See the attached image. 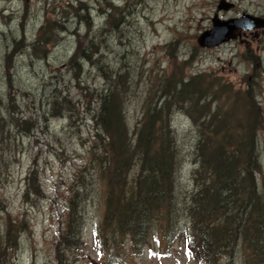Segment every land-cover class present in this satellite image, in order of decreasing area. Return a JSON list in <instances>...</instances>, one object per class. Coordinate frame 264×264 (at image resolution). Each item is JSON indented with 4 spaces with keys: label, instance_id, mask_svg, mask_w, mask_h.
<instances>
[{
    "label": "rangeland",
    "instance_id": "rangeland-1",
    "mask_svg": "<svg viewBox=\"0 0 264 264\" xmlns=\"http://www.w3.org/2000/svg\"><path fill=\"white\" fill-rule=\"evenodd\" d=\"M227 1L233 3L229 10H217L219 0H0V110L19 124L4 122L0 136V198L5 204L0 228L8 217L27 225L18 234V249L9 252L4 264H59L67 256V264H206L185 247V231L190 225L184 201L194 186L192 171L197 167L196 126L185 109L175 106L172 99L169 123L179 153L174 172L177 221H173L170 236L156 234L154 224L137 253L131 251L128 241L122 244L118 257L100 252L95 244L103 185L89 146L96 140V90L107 85L102 75L119 69L130 72L124 116L126 130L131 133L144 112V100L152 96L158 79L171 71L172 57L177 55L178 60H188L186 76L209 72L207 79L216 77L235 91L251 92L250 102L262 120L256 128L261 159L256 179L264 189V31L248 37L251 47H246L242 36L215 47H201L196 42L197 36L212 26L215 13L221 19L243 12L264 17V0ZM108 3L119 8L121 22L109 39V48L103 47L97 67L81 54L70 61L77 44L90 51L99 41L94 34ZM76 14H80L78 18ZM45 17L54 20L57 35L52 44L42 45L47 49L43 55L33 50L30 42ZM88 54L96 59V54ZM226 102L223 93L211 104L220 105L224 115L231 107ZM236 107V113L250 110L243 101ZM53 109L68 111L67 117L53 114ZM137 168L132 166L133 173ZM83 184L91 189V199L85 206L82 248L59 253L55 244L65 218V201L72 189ZM236 250L216 263L243 264V250Z\"/></svg>",
    "mask_w": 264,
    "mask_h": 264
},
{
    "label": "trees",
    "instance_id": "trees-1",
    "mask_svg": "<svg viewBox=\"0 0 264 264\" xmlns=\"http://www.w3.org/2000/svg\"><path fill=\"white\" fill-rule=\"evenodd\" d=\"M107 6L102 12L104 20L94 34L99 41L90 50L96 59L77 44L70 61L81 54L97 67L103 47L109 48V39L121 22L119 8L109 3ZM84 17L88 22L86 13ZM54 24L49 17L43 19L30 42L33 50L45 54L47 49L42 45L52 44L57 35ZM172 61L171 71L158 79L150 93L152 96L144 100V112L131 133L129 128L126 130L124 116V97L132 80L130 72L119 69L114 74L102 75L107 85L96 90L98 102L93 113L96 140L89 146L103 185V191H99L102 211L95 244L100 252L118 257L125 241L137 253L154 224H157L156 234L173 233V221L176 224L178 214V183L174 172L179 165V153L169 111L175 99V106L185 109L197 131L194 186L189 188L184 201L190 225L189 231H185L186 251L203 263L217 264L222 255L232 256L241 248L243 264H264V189L256 179L261 170L256 128L262 120L250 102L251 92L235 91L216 77L207 79L209 72L186 76L188 60H178L175 55ZM223 93L226 103H231L224 115L220 105L212 107L211 104ZM166 96L170 99L165 100ZM238 101H243L250 110L236 113ZM53 114L66 118L68 111L61 109ZM4 122L19 125L10 114L0 110V136ZM133 165H138L135 173L131 170ZM90 193L85 184L71 190L65 201L63 225L57 234V252L81 250V228ZM4 209L0 198V211ZM26 228L23 220L18 222L11 217L0 228V264L9 260L10 251L18 249V234ZM67 260L68 256L59 264H67Z\"/></svg>",
    "mask_w": 264,
    "mask_h": 264
},
{
    "label": "water",
    "instance_id": "water-1",
    "mask_svg": "<svg viewBox=\"0 0 264 264\" xmlns=\"http://www.w3.org/2000/svg\"><path fill=\"white\" fill-rule=\"evenodd\" d=\"M233 3L219 0L217 10H229ZM212 26L202 31L196 38L201 47H215L230 40L240 39L242 32L264 30V17L243 12L240 16L221 19L217 13L211 18Z\"/></svg>",
    "mask_w": 264,
    "mask_h": 264
},
{
    "label": "flooded vegetation",
    "instance_id": "flooded-vegetation-1",
    "mask_svg": "<svg viewBox=\"0 0 264 264\" xmlns=\"http://www.w3.org/2000/svg\"><path fill=\"white\" fill-rule=\"evenodd\" d=\"M260 33H262L260 30H256V31H254V32H251V31H245V32H242V42L246 45V47H251V41L250 40H248V37L250 36V35H252V34H254V35H258V34H260Z\"/></svg>",
    "mask_w": 264,
    "mask_h": 264
}]
</instances>
